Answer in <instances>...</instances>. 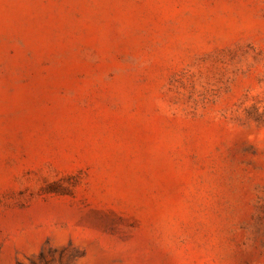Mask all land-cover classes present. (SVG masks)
<instances>
[{
    "label": "rangeland",
    "instance_id": "374dc122",
    "mask_svg": "<svg viewBox=\"0 0 264 264\" xmlns=\"http://www.w3.org/2000/svg\"><path fill=\"white\" fill-rule=\"evenodd\" d=\"M0 264H264V0H0Z\"/></svg>",
    "mask_w": 264,
    "mask_h": 264
}]
</instances>
